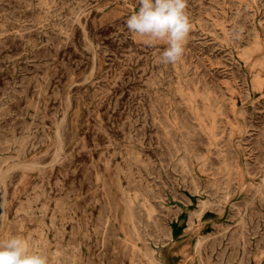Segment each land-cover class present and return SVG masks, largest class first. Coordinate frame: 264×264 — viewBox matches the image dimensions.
<instances>
[{
    "label": "rangeland",
    "instance_id": "1",
    "mask_svg": "<svg viewBox=\"0 0 264 264\" xmlns=\"http://www.w3.org/2000/svg\"><path fill=\"white\" fill-rule=\"evenodd\" d=\"M138 0H0V240L48 264H264V0H187L182 58Z\"/></svg>",
    "mask_w": 264,
    "mask_h": 264
},
{
    "label": "clouds",
    "instance_id": "2",
    "mask_svg": "<svg viewBox=\"0 0 264 264\" xmlns=\"http://www.w3.org/2000/svg\"><path fill=\"white\" fill-rule=\"evenodd\" d=\"M186 7L187 0H138V10L125 23L128 31L143 38L146 45L165 44L159 62L175 64L184 54L192 27ZM0 264H48V258L30 252L24 237L11 236L0 240Z\"/></svg>",
    "mask_w": 264,
    "mask_h": 264
}]
</instances>
